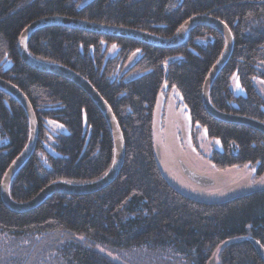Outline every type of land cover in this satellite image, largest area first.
Segmentation results:
<instances>
[{"label":"trees","instance_id":"trees-1","mask_svg":"<svg viewBox=\"0 0 264 264\" xmlns=\"http://www.w3.org/2000/svg\"><path fill=\"white\" fill-rule=\"evenodd\" d=\"M203 13L223 21L233 38L209 101L216 110L264 123V99L253 84V77L264 79L257 68L264 63V0H0V78L23 92L38 121L34 150L10 182L11 198L27 201L56 181L97 179L108 170L114 150L105 119L81 88L21 60L16 48L24 26L57 15L168 37L186 18ZM112 45L117 50L108 56ZM222 45L220 34L207 26L194 27L183 43L163 49L67 26L32 32L26 41L31 56L69 67L109 105L124 138V160L116 178L96 193H54L20 213L0 199V235L9 242L3 263L118 264L108 253L145 248L169 250L176 264H206L212 256L216 264H264L253 243L264 249V189L199 201L165 178L155 155L157 97L162 93L165 105L176 89L192 127L219 140L220 150L209 157L217 169L250 164L256 177L264 175V134L217 121L201 103L204 79ZM136 51L139 56L128 64ZM233 74L244 94L231 91ZM47 120L66 132L49 142ZM27 137L23 108L0 90V182Z\"/></svg>","mask_w":264,"mask_h":264},{"label":"water","instance_id":"water-1","mask_svg":"<svg viewBox=\"0 0 264 264\" xmlns=\"http://www.w3.org/2000/svg\"><path fill=\"white\" fill-rule=\"evenodd\" d=\"M48 26H61L67 28L78 29L82 31H87L91 33L114 36L120 38L133 39L144 44L159 47V48H170L180 43H183L187 34L193 30L196 26H207L209 28L215 29L221 36L223 40L222 50L217 56L216 61L208 69L204 83L201 88V103L206 113H209L217 121H222L225 123H233L237 125H244L249 128L264 134V123L257 121L253 118H248L245 116H238L233 113H225L220 110H216L211 102L209 101V88L213 82V79L217 76L220 69L227 63V60L232 52L233 38L231 35L230 28L219 18L211 17L207 14H194L191 17L186 18L168 37H159L153 34L143 32L141 30L123 27V26H112L96 22H91L88 20L78 19L77 17L68 16H45L37 18L31 21L29 24L24 26L21 30L17 39V53L21 60L29 67L42 71L55 74L66 78L76 84L81 88L88 97L97 106L105 119L108 126L111 138H112V161L105 173L97 179L82 182V183H70L63 181H56L49 183L42 187L33 197L27 201L16 202L14 201L9 192L10 182L13 175L23 166L28 158L31 156L36 140L38 127L37 122L31 104L27 100V97L16 88L15 85L0 78V90L6 91L11 95L23 108L28 122V137L27 141L13 160L8 165L5 170L1 182H0V199L6 208L15 212H26L41 204L46 198L54 193H62L69 195H84L96 193L100 191L108 184H110L119 173V170L123 163L124 158V142L119 125L114 118L113 112L111 111L109 105L97 92V90L86 80L84 77L71 70L69 67L52 62L41 61L37 58L31 56L26 47V41L29 35L37 29ZM187 177L191 178L194 182L198 184H209L210 180L204 175H199L192 171L191 169L185 170ZM255 248H257L260 257L264 260V249L261 248L258 242L253 240ZM206 264H216L214 256L210 257Z\"/></svg>","mask_w":264,"mask_h":264},{"label":"rangeland","instance_id":"rangeland-1","mask_svg":"<svg viewBox=\"0 0 264 264\" xmlns=\"http://www.w3.org/2000/svg\"><path fill=\"white\" fill-rule=\"evenodd\" d=\"M116 50L117 46L112 45L108 56H112ZM138 56L139 53L136 51L128 64H132ZM257 68L264 71V63L260 62ZM230 80L231 91L235 95L244 94L236 74H233ZM253 84L264 99V79L253 77ZM170 94L165 105L163 94H159L153 115L155 155L165 178L190 198L206 202H220L246 192L264 189V175L256 177L253 174L254 167L250 164L219 170L211 163L210 151L220 150L221 144L217 142L219 140L208 138L200 126L193 128L180 94L176 89H172ZM46 126L50 131L49 142L52 141V135L67 130L62 124L51 120L46 121ZM47 148L50 147L47 145ZM186 169L208 177L210 183L200 185L194 182L187 177ZM8 247L7 237L0 235V264H4L1 258ZM96 250L101 253L104 251L99 247H96ZM108 254L109 258L118 264H176L175 257L169 250L151 253L141 248Z\"/></svg>","mask_w":264,"mask_h":264},{"label":"snow or ice","instance_id":"snow-or-ice-1","mask_svg":"<svg viewBox=\"0 0 264 264\" xmlns=\"http://www.w3.org/2000/svg\"><path fill=\"white\" fill-rule=\"evenodd\" d=\"M139 51V50H138ZM239 86V85H238ZM219 143V141H217Z\"/></svg>","mask_w":264,"mask_h":264},{"label":"bare ground","instance_id":"bare-ground-1","mask_svg":"<svg viewBox=\"0 0 264 264\" xmlns=\"http://www.w3.org/2000/svg\"><path fill=\"white\" fill-rule=\"evenodd\" d=\"M166 141H167V139H166Z\"/></svg>","mask_w":264,"mask_h":264}]
</instances>
